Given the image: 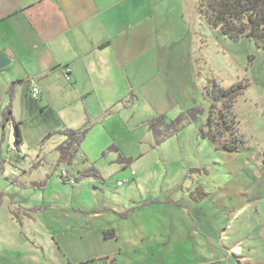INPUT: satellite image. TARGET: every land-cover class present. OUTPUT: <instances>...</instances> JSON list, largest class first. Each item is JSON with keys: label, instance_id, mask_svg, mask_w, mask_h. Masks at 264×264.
<instances>
[{"label": "crops", "instance_id": "crops-1", "mask_svg": "<svg viewBox=\"0 0 264 264\" xmlns=\"http://www.w3.org/2000/svg\"><path fill=\"white\" fill-rule=\"evenodd\" d=\"M190 1L0 0V54L11 61L0 69V264H104L102 259L125 264L123 250L150 239L159 255L162 246L180 245V256L188 261L191 244L204 262L213 253L212 226L185 219L186 208L179 213L183 220L175 211L164 213L169 222L157 236L135 233L127 222L130 212L138 209L131 206L130 192L118 194L121 201L113 202L116 205L78 199V207L91 213L95 223L77 224L75 243L51 232V223L43 219L52 209H67L64 200L55 205L58 193L44 198V181L59 174L60 162L73 165L68 174L77 182L79 162L96 165L127 128L146 130L141 142L154 140L149 121L164 117L168 124L192 109L200 72L193 48L195 38L205 31L192 20ZM66 68L71 71L69 82ZM33 88L39 91L37 100L31 96ZM85 126L89 130L77 151L63 161L58 150L66 140L62 133ZM117 182L121 188L131 180ZM80 190L74 192L76 201L84 195ZM19 191L32 193L28 204L17 200ZM168 202L172 200L155 203ZM112 214L121 220L114 226ZM102 217L111 230L98 226ZM52 221L54 227L60 225ZM85 230L91 232L83 234ZM106 232L113 238L105 239ZM109 240L116 243L114 252L105 243ZM93 244L95 249H87Z\"/></svg>", "mask_w": 264, "mask_h": 264}, {"label": "rangeland", "instance_id": "rangeland-1", "mask_svg": "<svg viewBox=\"0 0 264 264\" xmlns=\"http://www.w3.org/2000/svg\"><path fill=\"white\" fill-rule=\"evenodd\" d=\"M196 3V0L190 1L192 20L200 24L205 32L201 38H195L193 48L200 72L196 83L198 93L192 97L191 108L197 107L200 114L194 121L184 123L183 128L161 144H156L153 138L141 142L146 130L139 128L132 131V128H127L96 165L79 162L78 169L82 172L91 168L97 170V178L81 177V172L75 182L71 177L73 174H68L73 165L60 162L59 174L48 176L47 182L44 181V184L47 183L44 198H50L55 192L61 196L60 200L54 201L55 205L61 204L62 200L67 204L65 211L52 209L43 215L45 222L51 223V232H59L75 243L72 238L78 235L76 225L95 223L90 218L91 213L78 207V199H93L101 206L105 202L119 203L118 194L130 192L133 196L131 206L138 209L130 212L127 222H131L135 233L143 230L148 238L155 233L157 236L163 233L162 228L169 222L164 213L175 211L177 217L183 220L179 213L186 208L189 212L184 214L185 219L212 226L216 244L214 242V246L210 247L213 253L207 254L204 262L196 252L191 251L193 246L190 242L191 247L185 256L187 261L180 256V245L162 246L158 248L162 253L159 255L157 246L150 242L152 240H145L147 243L138 242L135 248L130 246L123 250L120 258L125 264H264V52L250 39L233 41L210 29L198 16ZM213 82L224 89L237 83L244 88L233 106L238 133L243 140L234 153L217 148L199 135L211 104L206 89L212 88ZM221 109V104H214V115ZM229 138L227 135L222 141L230 144L232 141ZM9 143L12 149L14 135ZM64 152L63 161L74 154L72 150ZM123 157H132L133 160L125 161ZM51 161L48 160L49 163ZM16 168L20 170L21 167L18 165ZM44 168L49 170L50 166ZM63 171L69 175L71 182L62 178ZM131 171L135 173L134 177H131ZM125 178L131 182L118 188L116 182ZM133 182H137V186ZM80 189L84 195L76 197V201L74 192ZM31 195L30 191H19L17 200L28 204ZM166 198L172 202L155 203ZM104 217L97 220L98 226L111 230L107 229ZM53 218L54 222H60L58 227L52 225ZM110 218L113 226L121 221L113 214ZM86 232L91 231L82 233ZM105 243L113 252L117 250L112 240ZM117 247L119 252L123 248L120 242ZM184 247L187 249L186 245ZM235 247H240L243 252L237 253ZM95 248L94 244L87 247L89 250ZM51 253L59 260L60 254ZM101 261L104 262L103 259Z\"/></svg>", "mask_w": 264, "mask_h": 264}, {"label": "trees", "instance_id": "trees-1", "mask_svg": "<svg viewBox=\"0 0 264 264\" xmlns=\"http://www.w3.org/2000/svg\"><path fill=\"white\" fill-rule=\"evenodd\" d=\"M197 12L204 23L212 30L218 31L226 38L238 41L242 38L252 40L255 45L264 52V0H196ZM244 88L241 83L231 85L229 88H221L216 82L212 88L206 89L211 104L207 114L206 123L199 129V135L214 143L217 148L226 152L234 153L243 143L239 136L236 116L233 113L234 103ZM214 104H221L222 109L214 115ZM223 110V111H222ZM109 113L112 110L108 111ZM108 114V113H107ZM200 114L197 107L181 114L175 120L166 124L164 117L151 120L147 123L148 129L152 132L156 144H161L165 139L176 134L184 123L194 121ZM207 129V131H205ZM89 128L85 126L77 131H64L65 146L58 148L61 158H65L64 150L77 151V148L85 138ZM229 135L231 143L222 140ZM17 141L20 142L18 129L16 131ZM67 146V147H66ZM69 176V175H68ZM81 177H99L94 168L82 172ZM105 239L113 238V233L103 234ZM104 264H114V261L104 259Z\"/></svg>", "mask_w": 264, "mask_h": 264}, {"label": "built area", "instance_id": "built-area-1", "mask_svg": "<svg viewBox=\"0 0 264 264\" xmlns=\"http://www.w3.org/2000/svg\"><path fill=\"white\" fill-rule=\"evenodd\" d=\"M64 76H65V80L67 82L71 81V71L69 68H66L64 70ZM38 95H39V91L37 88H33L31 91V96L34 100L38 99ZM131 175H135L134 172L131 173ZM62 178L68 182H71V178L67 175V173L65 171L62 172ZM123 182H117V186H121Z\"/></svg>", "mask_w": 264, "mask_h": 264}, {"label": "water", "instance_id": "water-1", "mask_svg": "<svg viewBox=\"0 0 264 264\" xmlns=\"http://www.w3.org/2000/svg\"><path fill=\"white\" fill-rule=\"evenodd\" d=\"M11 63L10 59L4 54H0V69L7 67Z\"/></svg>", "mask_w": 264, "mask_h": 264}]
</instances>
